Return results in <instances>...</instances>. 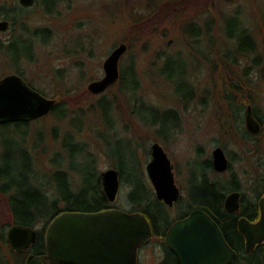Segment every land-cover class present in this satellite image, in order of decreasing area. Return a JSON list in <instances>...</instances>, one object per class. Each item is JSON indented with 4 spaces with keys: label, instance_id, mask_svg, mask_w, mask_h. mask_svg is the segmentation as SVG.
Instances as JSON below:
<instances>
[{
    "label": "rangeland",
    "instance_id": "1",
    "mask_svg": "<svg viewBox=\"0 0 264 264\" xmlns=\"http://www.w3.org/2000/svg\"><path fill=\"white\" fill-rule=\"evenodd\" d=\"M229 2L225 5L222 0H59L52 12H46L45 0H35L33 7L22 11L29 26L26 36L31 37L32 31L44 27L51 30V40L43 43L37 38L35 60L25 58L19 65L14 63L13 52L0 51V79L19 74L20 69L26 81L46 92L47 97L57 102L66 99L68 113L63 119L49 113L32 121L26 144L23 134L27 127L12 125L0 129V170L6 172L9 164L18 161L25 171L23 166L27 162L19 150L29 147L35 157L34 167L40 172L35 185L39 181L53 183L56 161L69 170L76 189L82 187L81 175L91 178L92 184V175L119 167L132 180L144 175L146 184L155 191L146 167L152 157V144L158 141L174 165L182 192L181 204L169 209L172 222L187 208L190 191L195 192L202 185L203 177L228 180L230 172L217 174L207 166L217 146L226 144L224 148L232 158L234 170L247 183L249 174H256L259 168L264 170V7L263 0ZM5 3L14 6L20 1L0 0V4ZM231 13H240L242 23L253 32L258 49L252 58L242 57L232 69L223 64L215 67L207 58L210 55L217 60L218 53L209 43L206 25L210 22L213 26L216 47H233L224 30V15ZM4 19L1 17L0 21ZM197 24L202 28V41L192 43L184 27ZM22 30L19 24L14 35H20ZM12 35L11 28L0 31V39L4 41ZM123 42L129 48L120 60V69L122 65L126 69L135 63L140 81L137 96L157 107L156 111L146 109L141 101L135 103L132 93L126 92L120 81L101 94L89 89L92 81L104 76L105 60ZM168 54L178 60L175 70H182V63L189 70L188 79L195 95L187 104L176 85L160 72ZM257 55L260 61L255 65L252 59ZM127 74L131 79V73ZM103 97L113 101L108 115L116 122L114 127L109 126L100 108ZM239 103L244 109L237 122L235 105ZM247 105H252L262 120L261 131L248 141L243 139ZM170 109L179 113L180 121L172 116L164 120V110ZM140 116L149 122H163L164 131L170 133L168 140L160 138L155 127L144 124ZM68 133L75 139L68 140L69 150L63 144ZM82 146L85 155L78 153ZM57 153L60 155L56 156ZM70 153L74 154L71 158ZM13 170L17 174L16 165ZM26 173L31 175L27 170ZM122 183L112 205L132 212L134 206L128 199L131 186L126 180ZM246 192L250 197L253 195ZM8 218L6 199L0 195V227ZM47 227L44 224L35 227L43 232L44 239ZM11 250L10 245H3L2 253L9 264H15ZM139 250V264H160L165 253L161 241L155 237Z\"/></svg>",
    "mask_w": 264,
    "mask_h": 264
},
{
    "label": "trees",
    "instance_id": "2",
    "mask_svg": "<svg viewBox=\"0 0 264 264\" xmlns=\"http://www.w3.org/2000/svg\"><path fill=\"white\" fill-rule=\"evenodd\" d=\"M58 1L59 0H45L46 5L44 8L46 12H52L55 9ZM175 1L180 2L181 0ZM232 1L233 0H222L223 3H226L225 5H227L228 2L231 3ZM25 9L28 8L21 5L8 6L6 3L0 4V18L5 17L6 19H10V28L11 31H13V35L8 41L0 39V51H4L7 54L13 52L15 58L14 63L16 65L21 64V62L25 58L28 61L35 60L34 49L35 41L37 38H41L43 43H48L51 40V30L44 27H38L34 31H32L31 37L26 36V32H28L29 30V26L27 25L26 19L22 15V11H24ZM240 17V13H231L224 15V30L226 33V37L234 43L235 46L232 45L233 47H216V44H213L216 43L215 39L212 36L213 26H211L212 24L210 22L207 23L206 33L211 38L208 39L209 43L211 44L213 50H217L218 53L217 60L212 59L210 55H208L207 58L208 61L213 63L215 67L219 64H223L227 68L232 69L237 63L241 62L242 57L252 58V55H254V53L258 49L257 40L254 37L253 32L247 26H245V23H242V19ZM19 24H21L23 30L20 35H14ZM184 30L191 36L192 43H201L203 33L202 28L198 24L195 26L186 25L184 27ZM233 51L234 53H232ZM177 61L178 60H176V58L172 54H168L164 59L162 67L160 68V72L161 74L165 75V77L169 81H172L176 85L178 94H183L181 97H183V101L185 102V104H187L189 103V101L194 99L195 88L188 79L189 70L185 66V64L182 63V70L174 69L176 63L178 64ZM259 61L260 56L258 55L252 59V62L255 65H258ZM17 70L18 73L23 76V71L20 69ZM120 71L121 75L116 83L120 81L122 88L128 93H132L135 103L141 101V104L146 109L156 111L157 107L148 104L146 101L137 96V92L140 88V81L137 76L135 63H131L130 67L126 69L124 65H122ZM128 72L131 73V79L128 78ZM246 74H248V72H246ZM30 85L34 87L32 84ZM34 88L39 90L36 87ZM39 91L47 95L46 92L42 90ZM184 91L189 93L184 94ZM67 105V100L62 99L56 103L51 113L55 114L61 119L66 118L68 113V109L66 108ZM99 105L104 112L109 126L114 127L116 122L111 121L108 115V112L113 109V101L107 100L105 97H103L102 99H100ZM235 106L236 111L234 118H236L238 122V120L243 115L242 111L244 109V106L240 103ZM158 111L160 112V110ZM254 112L256 113L255 110ZM164 114V120H167L171 116L176 121L181 120L179 113L175 110H164ZM256 115L258 114L256 113ZM139 119L143 121L144 124L155 127L160 138H163L165 141L168 140V136L170 133L164 131L163 122H161L160 124L159 120H153L149 122L143 116H140ZM32 121L1 123L0 129L10 127L12 125L18 127H27L25 134H23V143L26 144L28 127ZM115 134H117L116 136H119V133ZM38 138H41L40 134ZM68 140L73 142L75 141L72 133H68L64 137L63 144L65 149L67 150H69ZM24 148L25 149H20L19 152L21 151V154H23L24 156V160L27 162L26 166H23L25 168V171L22 170V166H18V161H14L12 165L9 164L7 166L6 172H2L0 170V195L6 199L9 210L8 220L4 222L0 227V264H9V262L4 257L2 250L3 245H10L7 240V227H9L10 225L17 223L32 227L43 224L47 226L54 217L65 211L96 212L114 207L112 205L113 203L108 199V196L104 191L101 175H99L98 172L95 175H92V184L91 178H86L84 175H81V180L83 183L82 187L80 189H76L73 185V181L70 175L71 173L69 172V170L63 168V165L55 161L57 168L52 171L53 183H43L42 181H39L38 184L35 185L36 180H39L38 176L40 175V172L34 167L35 157L32 154L30 148ZM85 150V146H82L80 152L78 153L85 155ZM58 155H60V153L56 154V156ZM71 156H74V154L71 155L70 153V158ZM15 165L18 169L17 174H14L15 171L13 170ZM205 165H207V163ZM207 166H209V168L213 170L210 158L208 159ZM69 168L75 170L76 172L78 170L73 165H70ZM118 169L120 171L121 182L122 180H126L127 183H129L131 186V190L128 194V199L134 206L133 210L131 211H142L147 215L151 224L153 225V236L161 241V244L166 250V256L164 260L160 262V264H179L175 258L176 255L166 245L165 242V232L172 223L168 205L157 198L154 189L146 184L144 175H141L140 177L132 180L126 176L122 168L118 167ZM26 170L28 172H31L30 176L26 173ZM21 178L24 179L21 180ZM227 191L228 189L226 187H219L216 182L208 180V177L206 175L205 177H203L202 185L197 188L195 192L189 193L191 200L187 203V208L179 214V217L186 215L187 211H189L190 209L199 207L208 212L213 218L218 221V223L221 222L223 227H226L225 221L228 218L235 216V214L228 212L224 207V196ZM181 202L182 196L177 202V206L180 205ZM156 211L158 213H156ZM233 226L234 233L231 234L235 237V240L233 239V241L228 235L230 240L228 241L231 246L238 251L239 258L236 264H239L241 260L245 264H264V245H262L255 253L250 255L244 247L243 236L240 234L237 226L234 223ZM44 240L45 239L43 232L39 231L37 242L33 244L29 249L20 252L14 251L12 249L10 256L14 258L15 264H26L25 260L29 253H37L42 251L45 247ZM249 257H253V259Z\"/></svg>",
    "mask_w": 264,
    "mask_h": 264
},
{
    "label": "water",
    "instance_id": "3",
    "mask_svg": "<svg viewBox=\"0 0 264 264\" xmlns=\"http://www.w3.org/2000/svg\"><path fill=\"white\" fill-rule=\"evenodd\" d=\"M24 7H33L35 0H19ZM10 21H0V31H8ZM128 50L120 43L104 62L105 74L92 81L89 89L101 94L120 78V60ZM57 100L49 98L32 87L23 76L9 74L0 79V124L32 121L51 113ZM246 123L250 131L258 133L262 125L252 105L246 110ZM151 160L147 164L148 176L159 200L172 206L181 197L174 173V165L163 145L152 144ZM213 164L218 171L229 167V159L220 146L213 150ZM105 193L111 202L117 199L121 177L117 168L101 172ZM240 193L232 192L225 201L229 211L240 208ZM262 215L252 223L241 218L239 229L246 238L248 250L264 241V197ZM153 236L152 224L142 211L129 212L108 208L96 212L65 211L49 223L45 241L47 253L30 254L26 264H138L139 249ZM38 229L23 224H12L7 229V240L14 251L29 249L38 240ZM165 242L176 255L179 264H231L236 251L231 247L216 220L205 210L196 208L188 216L178 219L169 227Z\"/></svg>",
    "mask_w": 264,
    "mask_h": 264
},
{
    "label": "flooded vegetation",
    "instance_id": "4",
    "mask_svg": "<svg viewBox=\"0 0 264 264\" xmlns=\"http://www.w3.org/2000/svg\"><path fill=\"white\" fill-rule=\"evenodd\" d=\"M21 5V4H19ZM23 6V5H21ZM24 7V6H23ZM10 21V20H9ZM11 27V21H10V26L9 28ZM248 107V105H247ZM247 107L245 109V128H243V134L245 136H243V139L245 140H251L252 138H254V132L250 131L248 126H247V123H246V110H247ZM253 107V106H252ZM254 108V107H253ZM254 110V109H253ZM255 113V112H254ZM256 115V113H255ZM256 117L258 118V120L260 121L261 125H262V120L261 118L256 115ZM259 133V132H258ZM257 134V133H256ZM218 147V146H217ZM222 147V146H220ZM225 147V146H224ZM222 147L226 153V150L225 148ZM228 159H229V167L228 169H226L225 171H218L214 168V164H213V154H212V159H211V163H212V166H213V170L217 173V174H220V173H226V172H230V176H228V180L227 181H224V180H217V179H209V176L207 175L208 177V180L210 181H214L216 182V184L219 186V187H226L228 189L227 193H225V196H224V207L225 209L230 212V213H233L235 214V216L231 217V218H228L225 223H226V227H223L221 222L218 223V221L216 220V222L219 224L220 228L222 229L225 237L227 240H229V237L228 235L230 236V238L233 240H235V237L232 235L234 232H233V223L237 226V229L239 230L240 234L243 236L244 238V247L246 248V251L252 255L253 253H255L257 250H259V248L264 245V241L260 244H257L254 249L252 250H248L247 249V245H246V238L245 236L241 233L240 229H239V222H240V219L241 218H247L250 222L252 223H255V222H258L261 218V215H262V209H261V201H262V198L264 197V170H260V168L258 169L259 171L255 174H249V177H247V183L244 184V181L243 179L236 173V171L234 170L233 168V161H232V158L228 156V154L226 153ZM254 172H255V169L253 168L252 169ZM252 171V172H253ZM255 174V175H254ZM239 192L240 193V198H239V201H240V208L239 210L237 211H229L226 206H225V201H226V198L229 194H231L232 192ZM246 191H249L250 194L252 193L253 195L250 197ZM190 193H193V191H190ZM195 194V193H194ZM181 196H182V192H181ZM181 198V197H180ZM180 200V199H179ZM178 200V201H179ZM177 201V202H178ZM177 202L174 203V205L172 206H169V209L170 208H173L174 206L177 205ZM196 208H199V207H195V208H192L190 209L189 211H187L186 215L182 216V217H178V219H182L186 216H188V214L196 209ZM202 209V208H200ZM204 210V209H203ZM244 212V213H243ZM243 213V214H242ZM177 219V220H178ZM224 219V217H223ZM176 221V220H175ZM174 221V222H175ZM173 223V222H172ZM171 223V225H172ZM170 225V226H171ZM152 229H153V225H152ZM169 229V228H168ZM167 229V231H168ZM167 231L165 232V235L167 233ZM39 232V230H38ZM232 233V234H231ZM154 234V232H153ZM154 238V236H152V238L147 242L145 243L144 245L148 244L149 242L152 241V239ZM233 240V241H234ZM230 241V240H229ZM228 241V242H229ZM230 244V243H229ZM44 249L40 252H37V253H34V252H31L29 253L30 254H45L47 253V247H46V241L44 240ZM143 245V246H144ZM167 245V244H166ZM231 245V244H230ZM142 246V247H143ZM232 247V246H231ZM233 248V247H232ZM234 249V248H233ZM235 250V249H234ZM140 251V250H139ZM236 251V257L234 259V261L231 263V264H236L238 262V258H239V254H238V251ZM164 255L161 256V261L164 260L165 256H166V250H164ZM264 255V254H263ZM139 258H140V254L138 252V264H139ZM177 262H178V259L177 257L175 256ZM246 258V257H244ZM251 259H253V257H249ZM255 259V258H254ZM179 263V262H178ZM44 264H52L50 261H47L45 262ZM61 264H71V263H61ZM239 264H245L244 262H241Z\"/></svg>",
    "mask_w": 264,
    "mask_h": 264
}]
</instances>
